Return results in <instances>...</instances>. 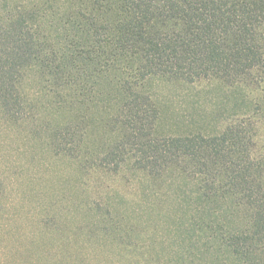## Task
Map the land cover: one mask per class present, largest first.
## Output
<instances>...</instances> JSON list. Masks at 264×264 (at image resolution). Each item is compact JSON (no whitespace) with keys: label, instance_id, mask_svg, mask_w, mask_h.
<instances>
[{"label":"trees","instance_id":"obj_1","mask_svg":"<svg viewBox=\"0 0 264 264\" xmlns=\"http://www.w3.org/2000/svg\"><path fill=\"white\" fill-rule=\"evenodd\" d=\"M25 72L36 75L43 94L19 92ZM154 78L264 88V0H22L0 23V107L8 116H21L24 105H38L44 95L49 117H66L49 127L56 152L88 169L97 155L84 141L85 121L98 113L97 123L118 136L109 159L136 157L132 169L160 181L181 175L194 187L196 197L184 207L193 217L179 224L191 237L206 234V253L216 244L240 261L261 262V120L234 113L212 133L157 135L160 111L147 86ZM106 103L109 115L102 112ZM104 221L105 237L119 238L133 264H195L193 245L154 259L132 223ZM16 256L0 251V264H15Z\"/></svg>","mask_w":264,"mask_h":264},{"label":"rangeland","instance_id":"obj_2","mask_svg":"<svg viewBox=\"0 0 264 264\" xmlns=\"http://www.w3.org/2000/svg\"><path fill=\"white\" fill-rule=\"evenodd\" d=\"M21 1L0 0V23ZM147 86L160 111L157 135H182L199 128L212 133L226 117L237 113L261 120L258 148L264 152V88H231L204 81L171 83L161 78L149 80ZM42 90L36 75L25 72L19 92L35 98ZM43 96L38 105H24L18 117L8 116L0 107V251L16 252L12 262L133 264L119 238L105 237V219L132 223L140 233L137 240L142 243L143 238L154 249V259L157 254L163 258L193 245L198 249L195 264L224 260L229 264H264V258L258 263L240 261L217 251L216 244L206 253L202 247L206 234L196 230V236L191 237L190 230L179 224L181 218L193 217L184 207L193 203L194 187L181 175L160 181L132 169L136 157L124 162L109 159L107 152L118 136L97 123L98 113H89L84 140L96 150L97 165L82 169L62 148L64 152L58 154L48 131L57 123L66 124V117L57 119L54 113L49 117L43 107L49 100ZM258 105L262 111L256 113ZM104 109L109 115L110 106ZM43 115L48 116L47 121ZM60 142L66 146V140Z\"/></svg>","mask_w":264,"mask_h":264}]
</instances>
